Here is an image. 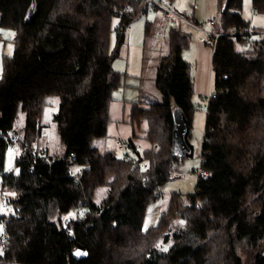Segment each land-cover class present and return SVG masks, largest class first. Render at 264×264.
Wrapping results in <instances>:
<instances>
[{"label":"trees","instance_id":"trees-1","mask_svg":"<svg viewBox=\"0 0 264 264\" xmlns=\"http://www.w3.org/2000/svg\"><path fill=\"white\" fill-rule=\"evenodd\" d=\"M127 2L134 10L119 14ZM243 3L218 0L212 29L221 34L208 41L216 95L202 100L201 156L211 174L197 178L194 192L174 194L158 223L144 228L148 203L160 196L179 160L172 152L175 110L192 125L194 80L183 55L191 33L183 23L170 25L169 54L157 75L161 99L149 107L135 104L133 114L147 120V137L156 146L138 151L135 165L107 144V124L114 92L127 86L126 72L114 61L132 19L146 13L144 4L0 0V26L15 34L0 77L1 184L14 193L13 211L0 215V264H264V38L252 37ZM252 7L264 13V0H252ZM52 95L59 98L52 118L63 144L54 152L39 142ZM20 109L25 121L18 127ZM19 135L18 171H4L7 148ZM71 164L80 166L75 175ZM101 185L107 194L96 203ZM69 215L73 235L64 226ZM78 244L88 258L74 256Z\"/></svg>","mask_w":264,"mask_h":264},{"label":"rangeland","instance_id":"rangeland-1","mask_svg":"<svg viewBox=\"0 0 264 264\" xmlns=\"http://www.w3.org/2000/svg\"><path fill=\"white\" fill-rule=\"evenodd\" d=\"M161 2L171 7L188 21L194 20L201 23L203 26L201 29H196L179 17L173 19V23L175 24L183 23V29L192 35L190 45L183 50V55L185 54L186 57L189 58L191 64H193L194 46H192V42H194L195 38L198 36L206 38L207 40L205 39V41H209V35L206 31L212 30L213 26L210 20L219 16L218 0H161ZM242 13L246 19L250 20L251 27L255 29L252 37L254 39L264 38V13L253 10L252 0H244ZM163 17L164 11L162 7H151L150 11L146 13L139 12L132 19L126 32L125 43L122 46V50L125 48L123 50L124 54L122 55V53H120V57L116 58L114 61L115 69L126 72L127 86H125L123 91H115V96H123L122 94H124L127 95L128 98H138L141 101L161 99L162 92L157 85V75L163 56L169 54L168 39L166 36L170 27L164 28V35L159 34L160 21H162L161 19H163ZM119 19V15L114 16L112 20L113 30H115L118 25ZM1 34L3 35V39L0 40V77L3 71L4 55H12L15 50L14 35H12L14 34L13 30L0 26V35ZM110 44L111 48L116 44V32L114 31L111 34ZM191 74L193 76L192 69ZM213 90L215 91V82L213 84ZM202 98L203 97L199 99L193 98L195 110L192 115L190 139L195 146L194 156H179V160L174 164L175 168H173L169 179L161 188L160 196L148 203L143 222L144 228L158 223L160 215L168 209L174 194L181 193L182 196H184L187 193L195 191L200 163L199 160L201 157V142L205 131L207 113L206 110L200 109V105L203 104ZM51 100H56L58 102L53 104L50 103ZM58 105L59 98L54 95L50 96L47 104L44 106L42 115V123L45 126L43 127V136L40 138L39 142L47 146L51 152L61 151L63 149V144L57 133L55 121L52 118L53 113L58 109ZM24 121L25 112L20 109L18 111L15 126L21 127ZM109 145L114 147L115 143H109ZM19 152L20 147L17 144L11 143L8 146L4 171H18L16 157ZM141 166L142 169L147 168L146 161H142ZM79 169L80 166L75 164L74 170L78 171ZM175 171L181 172L183 175L177 176ZM1 188L0 174V191ZM13 194L14 193L8 191L7 196L3 199L0 198V210L2 213L9 214L13 211L12 205L7 200V197L11 198ZM106 194V185L97 187L95 189L94 201L100 203ZM243 256L248 258V254L247 256L243 254Z\"/></svg>","mask_w":264,"mask_h":264},{"label":"crops","instance_id":"crops-1","mask_svg":"<svg viewBox=\"0 0 264 264\" xmlns=\"http://www.w3.org/2000/svg\"><path fill=\"white\" fill-rule=\"evenodd\" d=\"M203 38L204 37L198 36L195 38V41L192 42V46H194V55L192 58L193 64H191L189 58L184 54V57L192 65L194 96L196 99L214 91V71L212 65L213 49L211 44H209L208 41H205L206 38ZM2 39L3 35L1 34L0 40ZM123 50H121L122 55L124 54ZM124 89L125 88H120L118 90L123 91ZM122 95L123 96L114 95V98L110 103V116L107 124V144L115 143L114 147L117 150L118 155H122V150H120L117 145L120 139H125L127 141L131 140L140 152L147 149H154L156 147L155 144L147 137L149 128L147 120L145 118H139L137 115L133 114V109L137 102H139V107H149L151 100L141 101L138 98L132 99L128 98L127 95ZM173 167L175 168V166ZM181 175L183 174L180 172L177 176Z\"/></svg>","mask_w":264,"mask_h":264},{"label":"built area","instance_id":"built-area-1","mask_svg":"<svg viewBox=\"0 0 264 264\" xmlns=\"http://www.w3.org/2000/svg\"><path fill=\"white\" fill-rule=\"evenodd\" d=\"M140 3L141 4H144V6L146 7L147 11H150L151 7L152 8H158V7H162L163 8L164 17H163V19L161 21V25H160V28L158 30L159 34H161V35H164V33H165V29L164 28L170 26L173 23V19L175 17H179L182 20H184V21H186V22L189 23V21L185 17L179 15L171 7H168V6L164 5L161 2V0H140ZM133 10H134V6L131 3L127 2L123 7L119 8L117 11H118L119 14H125V13L131 12ZM214 21H215L214 18L210 20L211 25L214 24ZM206 32L209 35V37L214 38V43L216 42L217 38L221 34L219 31H215L213 29L212 30H207ZM215 95H216L215 92L208 93L207 95H205L207 97H205V98L203 97L202 100L203 101H206L211 96H215ZM200 109L205 110V105L204 104H201L200 105ZM20 137L21 136L19 135L17 137H14V139L12 140V143L17 144L19 147H20ZM7 140H11L9 136H7ZM118 148L120 150H122V155L124 157H126V158H132L133 159L132 162L135 163V165H138V161L135 158L136 153L139 151L137 147H135L134 145L130 144L129 141H127L125 139H121L118 142ZM29 151L31 153H33V154H35L36 152H38L37 151V148L34 147V146L31 147L29 149ZM71 154L73 155V153H71ZM44 156H45V158L47 160L49 159L48 154H46ZM199 162L200 163H199V168H198V177H201L203 179H206V178H208L210 176L211 172L204 167V164H205L206 160L202 156L200 157ZM74 165L73 164L70 165V170H71V173L75 175V174L78 173V171L74 170ZM175 174L176 175H179L180 172L175 171ZM7 194H8V189H6V188H4L2 186L1 191H0V198L3 199L5 196H7ZM7 200L9 202L10 201V197H7ZM76 209H80V208H76ZM76 212H78V211L75 210V213ZM1 214H2V212L0 210V215ZM0 230H1V225H0ZM3 239H4V235L2 234V240Z\"/></svg>","mask_w":264,"mask_h":264},{"label":"water","instance_id":"water-1","mask_svg":"<svg viewBox=\"0 0 264 264\" xmlns=\"http://www.w3.org/2000/svg\"><path fill=\"white\" fill-rule=\"evenodd\" d=\"M174 114L175 123L172 152L173 154L178 156L192 157L195 153V146L190 139L191 127L178 109L175 110ZM72 217L73 215H69L65 218L64 226L69 231V233L73 235V231L68 227L69 220ZM73 254L77 259H84L89 257L88 249L82 244H78L74 248Z\"/></svg>","mask_w":264,"mask_h":264},{"label":"snow or ice","instance_id":"snow-or-ice-1","mask_svg":"<svg viewBox=\"0 0 264 264\" xmlns=\"http://www.w3.org/2000/svg\"><path fill=\"white\" fill-rule=\"evenodd\" d=\"M12 35H14V34H12ZM58 101H56V100H51L50 101V103H53V104H55V103H57Z\"/></svg>","mask_w":264,"mask_h":264},{"label":"bare ground","instance_id":"bare-ground-1","mask_svg":"<svg viewBox=\"0 0 264 264\" xmlns=\"http://www.w3.org/2000/svg\"><path fill=\"white\" fill-rule=\"evenodd\" d=\"M131 144V143H130Z\"/></svg>","mask_w":264,"mask_h":264}]
</instances>
